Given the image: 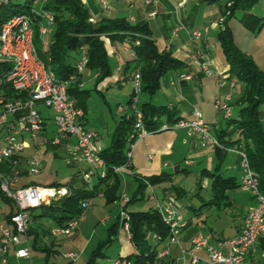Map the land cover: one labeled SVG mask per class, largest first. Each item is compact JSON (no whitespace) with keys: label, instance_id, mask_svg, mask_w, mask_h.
Instances as JSON below:
<instances>
[{"label":"built area","instance_id":"1","mask_svg":"<svg viewBox=\"0 0 264 264\" xmlns=\"http://www.w3.org/2000/svg\"><path fill=\"white\" fill-rule=\"evenodd\" d=\"M12 1L14 0H0V7L7 6ZM46 1L32 0L26 12L14 13L0 26V165L6 163L11 167L9 175L0 172V191L13 202L16 208V212L9 217L7 223L0 221V264H11L9 262L11 251L17 259H30L28 232L32 225L31 212L70 195V190L66 186L28 185L17 187L22 175V154L29 148L25 138L39 139L35 152L45 146H63L66 151L65 162L67 165H71L74 161L79 165L81 163L86 165V168L79 171L85 180L92 178L99 180L108 177V167L95 145L98 134L95 131L87 130L82 124L84 112L77 108L69 98L67 94L68 82L57 80L54 73L46 68L38 58L33 42L35 26L38 25L37 31L43 42L51 34L54 24L53 15L43 8ZM160 1L143 0L147 19H154L157 16L155 5ZM100 4L103 9L108 7L106 0H100ZM183 5L184 3L178 4L175 10ZM223 21L224 18L219 19L220 23ZM91 22H95V20L91 19ZM208 30L206 26L199 30H192L189 32V37L191 40H197ZM180 31H187V29L183 25H179L173 28L171 34L177 36ZM139 44L140 41L136 38L133 42L134 46L126 41L123 43L122 49L130 58L135 59L136 53L133 47L139 46ZM197 54L204 59L200 65L202 73L208 77L218 75L209 67L207 56L202 52ZM86 63L87 57L82 51L76 64L77 74L84 72ZM115 71H121V66H117ZM76 79V75L70 77L72 81ZM131 80L134 88L128 107L135 116V123L133 132L127 140L125 163L113 166L111 169L113 174L120 175L131 169L136 143L153 133L183 129L189 137L197 135L203 148H226L214 133L219 128V122L217 120L211 124L203 122L202 114L197 109L192 110L193 120L180 118L174 123H162L154 131L147 130L144 126L142 113L138 108V96L142 92L139 69L133 72ZM179 80L189 81L191 76L183 75ZM224 83L225 81L217 80L219 86ZM235 86L236 83L231 81L230 87L234 89ZM229 102L230 95L214 101L215 109L222 112L225 120L232 115ZM39 104L50 109L54 114L52 121L55 132L52 138L40 136L45 130L44 123L47 118L42 116L38 109ZM117 110L124 112L125 107L119 106ZM238 153L241 157L240 166L243 172L239 188L254 199V205L249 209L239 233L228 240L215 243L211 235L198 234L191 239L188 249L183 248L180 236L186 228L187 222L176 205L175 197L168 196L163 200H157L150 183L146 179L143 180L151 191L150 199L154 201L152 209L159 214L168 229V236L163 242L164 246L157 251L153 260H144L143 264H173L169 257L174 246L179 248L183 258L186 255L190 256L191 264H246L247 257L254 250L256 241L261 235H264V192L260 191L258 177L251 170L246 153L244 151H238ZM148 158L150 159L151 156ZM25 171L29 175L40 173L41 166L35 156L27 159ZM129 201L127 194L121 193L118 201L120 211L117 220L126 238L131 241L130 215L126 210ZM81 206L86 210L89 203L83 202ZM76 228V219H72L62 226H55L44 237V242L48 243L52 238L64 235L70 236ZM151 239L153 242L161 240L157 234H152ZM224 247L227 248V251L223 250ZM199 250L205 251L206 259L195 253ZM62 256L69 261H75L78 258V254L73 252L64 253ZM111 264H131V261L125 255H118L111 260Z\"/></svg>","mask_w":264,"mask_h":264},{"label":"trees","instance_id":"2","mask_svg":"<svg viewBox=\"0 0 264 264\" xmlns=\"http://www.w3.org/2000/svg\"><path fill=\"white\" fill-rule=\"evenodd\" d=\"M213 3L218 0H205ZM259 0H224L221 7V15L224 23L231 19L237 11H243L241 22L250 31L256 32L264 27V17H258L251 12V9ZM32 0H27V10ZM14 4L11 2L7 6L0 7V26L15 12ZM43 8L54 17V24L50 34L51 39L48 44L42 42L37 27L34 32V46L38 58L50 69L57 80L68 82L67 94L77 108L86 114V99L88 91L79 88L82 82L81 74H77L76 64L79 61L82 51L87 57L85 69L94 71L97 82L104 80L111 75L108 61V50L105 40L110 44H123L129 42L133 45L136 38L139 39V46L133 47L136 58H128L125 62L123 73L126 74L132 67V75L136 69L140 70L142 92L141 94L152 97L161 86V79L171 71L184 66L183 62L175 59L171 52H158L154 40L150 36L148 23L144 20L132 23L127 18H100L95 23L91 22V14L88 7L82 0H47ZM4 9V10H3ZM3 10V11H2ZM218 42L222 54L230 66L231 77L243 84V93L237 104L240 105L238 114L225 120V125L214 133L222 145L227 148H236L244 151L247 155L249 166L257 175L260 191L264 192V125H262L259 107L264 104V71L256 66L252 57L236 46L232 31L227 26H223L218 34ZM76 75L77 79L72 81L70 77ZM131 75V77H132ZM130 104V99L127 106ZM143 116L144 126L149 131H154L160 125L159 118L165 117L168 123H174L180 119L176 111L167 109L165 106L155 107L149 103L139 106ZM84 117L82 119H84ZM135 116L125 115L121 117L118 125L111 135L110 146L100 152V156L108 167V177L99 179L98 183L90 191L73 189L68 184L54 183L50 186H66L70 190V195L42 206L40 214L32 215L34 223L42 219H49L55 226H62L72 219H77L85 210L81 204L95 198L102 193L106 203L113 204L120 199L121 180L119 175L112 173L113 166H120L125 163L126 150L128 148V137L133 132ZM46 125V122L44 123ZM51 147V146H48ZM56 148V147H53ZM0 170L7 175L11 173L8 164H1ZM27 172H23L22 175ZM21 175V176H22ZM211 177V198L206 205H229L227 201V191L239 187L233 178H223L220 174L207 173ZM112 179V182H110ZM145 179V178H140ZM160 178L150 177L146 180L155 184ZM138 189L145 188L146 185L137 179ZM31 184H20L26 187ZM179 197L184 196L181 190L176 189ZM3 202L11 206L9 217L16 212L13 202L0 191ZM133 201L130 199L129 204ZM130 230L132 233L131 244L136 248V252L127 255L131 264H143L144 260H153L157 254L158 247L163 245L168 236V229L162 222L159 214L153 209L147 211L129 212ZM189 226V225H188ZM119 227L118 220L108 230V239L101 243L92 253L86 264H97L98 259L105 258L104 249L113 242V237L117 234ZM43 235L47 230H42ZM29 235L37 232L30 228ZM157 234L161 240L154 242V247L149 243L148 236ZM37 241V239H35ZM161 249V248H160ZM46 254L44 264H57L50 262V257L54 253L49 247H45ZM67 264H71L68 262Z\"/></svg>","mask_w":264,"mask_h":264},{"label":"crops","instance_id":"3","mask_svg":"<svg viewBox=\"0 0 264 264\" xmlns=\"http://www.w3.org/2000/svg\"><path fill=\"white\" fill-rule=\"evenodd\" d=\"M106 1L108 4V7L106 9H103L101 7L100 0H82V2L88 7L90 14L93 18H97V19L127 18L132 23H135L136 21H142V20L146 21L148 23V27L150 30V36L154 40L155 46L158 52H171L172 56L175 59L183 62L184 66L180 69L181 70L184 69V71L179 72V74L176 76L177 79L169 83L170 100L167 103L168 105L165 106L167 109H172L176 111V114L180 113L179 115H177V117L187 119V120L194 119V116L192 115V110L197 109L202 114L203 122L207 124H211L213 123L214 120H217L216 116L207 115L204 107L202 106V103H200L198 100H203L204 95L206 96L207 100H214V101L218 98L224 99L225 96L230 95L229 105L231 107V112L233 111L235 112L234 115H231V116L233 117L238 114L240 105L237 104V101L242 96L244 87L240 90V92L234 95L235 93L234 91L236 90V88H238V85L236 84L234 89L230 87L231 81H234L235 83L237 82L231 77L230 66L226 62L222 54V50L220 48L219 42H218V34L221 31L222 27L225 25L229 27V29L232 31L233 39L235 43V37H234L235 33L234 32L236 29H233V27L230 26L229 24L232 18L227 20L225 23L224 21L222 23L219 22L220 18H224L221 15V7L223 6L224 3L221 4L220 0L213 2V3H208L205 0H161L155 5L157 16L154 19H147L145 16L146 8L144 7L143 0H140L141 1L140 3H137V1L135 0H106ZM182 3H184L183 7L175 10V7L178 4H182ZM127 12L134 13L135 15H132L130 13V15L126 17L125 14ZM251 12L258 17H264V0H259L258 3L251 9ZM240 22H241V19H240ZM241 24L242 25L240 28L237 27V31L240 34H242L243 36L242 38L248 40L249 43H247V45L245 46L243 45L244 47H241V45L238 43L237 44L235 43V44L238 48L244 51L247 55L252 57V59L254 60L259 70L264 71V34H262L264 33V27L260 28L256 32H252L248 30L243 25L242 22ZM179 25H183L187 29V31H180L177 36H172L171 32L173 28ZM205 26L208 27L209 29L206 34L203 33L200 36V38H198L197 40L190 39L189 37L190 31L199 30ZM260 35H261V38H259ZM120 45L122 49L123 44H120ZM114 46L115 44L112 45L108 42L107 44L108 53L109 52L111 53V51L114 50L113 52L114 55L115 54L120 55L119 50L116 49ZM217 49H219L220 52H218ZM199 52H202V54H205L207 56L208 58L207 63L209 67L213 71L218 73V75H213V76L208 77L202 73V71L200 70V65L204 62V59L200 58V56L197 54ZM121 53L126 54L123 51V49L121 50ZM127 60H125L123 64L121 65V71L119 72L116 71L119 74L118 79H117V84L119 86H122L127 80H130L131 75H132L131 73L130 75H128L127 74L128 71L126 74L123 73L125 62ZM180 69H177V70H180ZM171 72H176V70L171 71ZM81 75H82L81 80L83 83V73ZM183 75H190L191 80L180 81L179 78ZM95 77L96 75L94 74V78ZM120 78L122 80H119ZM219 79L222 81H225V83L222 84L221 86L217 84V80ZM82 89H83V84H82ZM143 96H147V95H143ZM151 98L152 97H149V100L142 102V104L149 103L155 106L151 102ZM119 106H123V105L119 104L118 107ZM155 107H160V106H155ZM199 108H201V110ZM259 110L261 113L262 125H264V104L260 105ZM117 113L122 114V116L127 115L126 108L124 112H118L117 110ZM81 121L84 127L88 130V128L85 126L86 117H84V119H82ZM118 123L119 122L116 123L115 127L118 125ZM162 123H167L166 118H165V121L160 122V124ZM224 125L225 124H222L221 122H219L218 127L222 128ZM115 127L113 128L111 133L109 132L107 133L106 138L103 137L98 131H95L98 134V138L95 142V145L99 152H102L103 150L107 149L110 146L111 135ZM44 128L45 130L44 132L40 134V136L43 138H47V133H48L47 123L46 125H44ZM171 131H176V132H168V131L159 132L162 135L161 137H164L165 139V142H166L165 147H159L158 145H153L154 138L151 137V134H149L148 136H146L145 138H143L142 140L136 143L134 150L137 148V146H139L142 152V156L145 160V164L141 165V163L139 162V155L137 153L136 155L133 153V157L131 160V169H130L131 172L132 170L135 171V167L136 168L138 167L139 170H143L144 172L142 174L138 173L136 175V181L138 178L147 179L150 177H159L160 179L155 184L153 185L150 184L154 191L156 199L163 200L168 196L175 197L176 205L180 208L184 216V219L187 222V226L182 231L181 236H180L181 245L183 248L188 249L191 239L198 234L211 235L212 240L215 243L235 237L239 233L241 227L243 226L245 217L249 209L254 205V199L249 194H247L246 199L238 200L236 199L235 196L231 195L232 190H229L226 193L228 196L227 201L230 202L229 205H222V206L221 205L219 206L206 205L205 206V204L211 198V195H210L208 200L207 201L202 200V203L197 208L190 207L192 212L191 214H187L186 216L184 215L183 210H186L187 207L184 206L181 202L184 196L179 197V195H177L176 193V189L181 190L183 194H184V190L174 185H171L169 187H161V184L162 182H166L170 177V175L167 172H165V169L168 168V163L166 162V160L173 158V152L171 150L175 146L177 141L179 142V146H183L188 151L189 156H191L189 157L190 159L184 158L181 161V163L191 166L195 163L196 160L200 161V163L207 160L208 166L210 167L214 166V170L212 171L210 167H205L201 172L202 176L207 178L209 177L207 173L220 174L223 178H233V181L236 182V184L238 185L240 184L242 176H243V172L240 166L241 157H240V154L238 153V151L240 150L236 148H227V147L226 148H213V149L203 148L199 143V138L197 135L189 137L187 136L186 131L183 129L171 130ZM54 132H55V126H54L53 133ZM153 134H156V133H153ZM25 139L29 144V148H27L22 154V157H23L22 173L26 172L25 166H26L27 159L30 158L31 156H35L34 154H36L41 149L40 148L37 152H35V148L37 147L36 145H38L39 139H34V140H31L29 138H25ZM45 147L48 148V146H45ZM50 148L53 149L54 151L61 150L66 157V154H65L66 151L63 146H59L56 148L50 147ZM138 153L140 154V151ZM148 156H151V158L149 159ZM229 161H232V164ZM213 162H215V165H213ZM179 163L176 164L174 167L175 172L179 170ZM75 164L78 165V168H77L78 170H77V174L72 178V180L68 181L67 183H61V182H56V183L68 184L73 189H81V190H87V191L92 190L94 186L97 185L98 179L92 178L96 181L92 184V186H90L89 182L92 179L85 180L82 177L81 173L79 172L81 169L86 168V165L84 163H81L79 165L75 163L74 161L71 165H67V164L66 165L68 167H72ZM0 172L6 174L5 171L0 170ZM124 175L125 174L119 175L120 180L124 178L123 177ZM236 175H238V177H236ZM27 176H29V174L27 173L22 175L19 179V182L20 180L22 181V179H25ZM209 178L211 180V177ZM19 182L17 184V187L21 188ZM22 183L29 184L23 181L21 182V184ZM30 184L36 185V186H43V185H37L34 183H30ZM137 184H138V181H137ZM121 185H122V181H121ZM46 186L50 187V185H46ZM206 186H207V182L205 181L204 187L206 188ZM126 187H127L126 183H124L123 185L124 190L126 189ZM210 187H211V181H210ZM155 189L158 191H156ZM233 190L240 191L241 189L238 187ZM123 193H126V191ZM150 195L148 197L149 206H150L149 209H152L154 201L150 199ZM96 197L104 200V196L102 193H99ZM134 201H136L135 196L132 202ZM3 203L4 205L7 206V208H4V207L0 208V221L7 223L8 214L11 212L12 208L7 203L5 202ZM88 203L90 206L91 200H89ZM208 215L211 216V220L214 219L213 221H215V225L217 224L215 227L216 229L214 227L207 226ZM109 219H110L109 216H105L102 219V221H108ZM223 221H225L224 224H219ZM116 222L117 220L115 221V223ZM53 227H55L53 222L51 225H48L42 219L36 224L32 220L31 228H33L37 232L38 235L37 237L35 236V234L29 235V246L31 249V253H32V249H38L43 252V249L45 247H49L54 252L52 254L53 256L57 253V251L55 250V247L60 242L58 241L59 237L52 238L50 242L48 243L44 242V237L48 234L49 230ZM42 230H47L48 232L44 233L43 235ZM35 239H37V241ZM163 246L164 244L161 245V247L159 246L158 250H160V248H162ZM259 249L261 250L260 252H259ZM223 250L227 251V248L224 247ZM261 252L262 254H260ZM195 253L203 259L207 258L206 253L203 250H199ZM130 254L120 253L118 255L127 256ZM261 257H264V235H261L256 241L254 250L251 251L247 257L246 264H262ZM105 258H106V255H105ZM103 259H98L97 264H103L101 263V260ZM169 259L173 264H191L190 256L186 255L183 258L181 255V252L179 251V248L176 246L172 247L171 256L169 257ZM21 260H24V259H17L14 253L12 251L10 252L9 262L11 264H13V261L18 262ZM27 260H31V257L30 259H27Z\"/></svg>","mask_w":264,"mask_h":264},{"label":"rangeland","instance_id":"4","mask_svg":"<svg viewBox=\"0 0 264 264\" xmlns=\"http://www.w3.org/2000/svg\"><path fill=\"white\" fill-rule=\"evenodd\" d=\"M137 3H140V0H135ZM14 4L13 11L15 13H23L27 11V0H14L12 1ZM220 3L223 4L224 0H220ZM4 10V9H3ZM2 10V11H3ZM131 12H127L125 14L126 17L130 15ZM135 15L134 13H131ZM243 15V11H237L235 16L232 17L229 24L235 30V43L240 44L241 47H244L249 43L248 40L242 38V34L237 31V27H241L240 19ZM95 22L99 19L93 18ZM93 22V23H95ZM264 34V33H262ZM261 38V35L260 37ZM51 39V36L45 38V44H48ZM106 44L109 41L105 40ZM244 45V46H243ZM119 50L120 55H114V50L109 52L108 61L111 70V75L104 80L97 82L94 78V71L85 69L83 72V83L79 84V88L88 91V97L86 99V127L90 131H98L103 137L106 138L107 133H111L116 123L121 119L122 114L117 113V107L119 104L125 106L127 115H131V109L127 106V102L130 96L133 93V82L127 80L122 86L117 84L118 73L115 71L117 66H121L125 60L128 59V55L121 53V45L115 44L114 46ZM218 52L219 49H217ZM259 63V61H258ZM261 65V64H259ZM184 71V69L176 70V72H169L161 79V86L155 95L152 96L151 102L155 106H167L168 101L170 100V87L169 83L173 80L175 81L176 76L179 72ZM132 74V67L128 70V75ZM238 88L234 91V95L240 92L243 88V84L236 83ZM198 94V93H197ZM233 95V96H234ZM148 96H143L140 94L138 96V106L142 104V102L148 101ZM202 103L206 114L209 116H216L218 122L225 124V120L223 119L222 112H219L215 109L214 100H207L204 95L203 100H198ZM38 109L41 111L43 117L47 118V138H52L54 136V124H53V112L45 108L43 105L39 104ZM201 110V108H199ZM234 111L232 115H234ZM178 113L177 115H179ZM234 117V116H233ZM160 122L165 121V117H160ZM168 132H176V131H168ZM167 134V133H166ZM169 134V133H168ZM160 133L151 134V137L154 138L153 145H158L159 147H165V139L161 137ZM36 141V140H35ZM41 148L35 155L36 159L39 161L41 166V171L36 175H29L25 179H22L23 182L34 183L37 185H51L52 183L61 182L67 183L72 180V178L77 174L78 165H73L72 167H68L65 162V155L61 150H53L50 147ZM136 150V151H135ZM134 150V154L139 155V162L141 165L145 164V160L142 156V152L140 147ZM140 151V154L138 153ZM173 152V158L167 159L168 168L165 169L170 177L166 182H162L161 187H169L171 185L178 186L184 190V197L181 200L182 204L187 207L186 210H183L184 215L191 214L190 207H198L203 201H207L211 195V187H210V178H205L201 175L202 170L208 166L207 160L200 163V161H195V163L191 166H188L181 161L184 158H189L188 151L183 147L179 146V142L175 144V146L171 150ZM29 152V151H27ZM31 152V151H30ZM190 159V158H189ZM180 162V163H179ZM232 164V161H229ZM179 163V170L175 172V165ZM207 163V164H206ZM215 165V162H213ZM212 171L214 170V166L210 167ZM219 171V170H218ZM220 172V171H219ZM140 173H144L143 170H139L138 167H135V171L128 170L125 171V174L121 179L122 185L120 188V194L126 191L128 199L136 197V201L127 205V212H136V211H147L149 206L148 197L150 195V189L148 187L141 189L140 192H137L138 184L136 181V175ZM238 177V175H236ZM143 182L144 179H139ZM20 180L19 184L22 182ZM96 180L92 179L89 184H92ZM200 181V182H199ZM205 181L207 182L206 188L204 187ZM126 183V189L124 190L123 185ZM144 183V182H143ZM145 184V183H144ZM203 186V187H201ZM156 190V189H155ZM158 191V190H156ZM231 195L235 196L238 200H243L247 198V193L243 191L232 190ZM7 208L4 205L1 197H0V208ZM119 202L115 204H107L105 200L100 198H93L91 200L90 206L77 217V228L74 233L70 236H60L58 241H60L55 250L57 253L52 257H50V262H54L57 264H67L70 261H67L63 258L64 253L73 252L78 254V258L75 261H72L71 264H86L90 259L93 251L104 241L108 239V230L115 221L119 217ZM40 214V210H34L31 212V215ZM105 216H109L110 219L108 221H102ZM207 226L216 227L215 221L211 220V216L207 217ZM43 221L51 225L52 222L49 219H43ZM225 221L219 223L224 224ZM216 229V228H215ZM149 243L154 247L153 241L148 236ZM159 249V248H157ZM261 250L259 249V252ZM136 248L130 244L128 239L125 236L122 228L119 226L117 229L116 236L113 237V242L104 249V253L106 258L101 260L103 264H111V259L117 257L118 254H130L135 253ZM31 260H21V261H13V264H44L46 254L38 249H32ZM262 254V252L260 253ZM262 264H264V257H261Z\"/></svg>","mask_w":264,"mask_h":264}]
</instances>
